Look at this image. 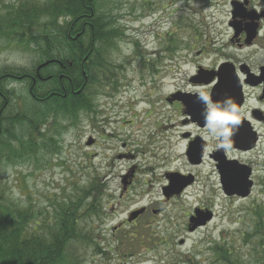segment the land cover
<instances>
[{
    "label": "rangeland",
    "instance_id": "374dc122",
    "mask_svg": "<svg viewBox=\"0 0 264 264\" xmlns=\"http://www.w3.org/2000/svg\"><path fill=\"white\" fill-rule=\"evenodd\" d=\"M97 1L103 2L108 22L123 34L113 37L117 50L109 53L107 76L113 77L115 90L97 87L89 110L78 109L73 118L48 119L45 107L26 110V87L12 86L18 93L15 104L37 123L39 140H32L35 146L21 159H0L5 197L21 205L31 203L35 213L44 214L42 222L52 226L54 216L48 213H56L54 206L68 198L83 201L82 190L93 184L87 200L93 205L82 213L78 227L92 228L98 250L90 253L91 245L76 242L75 253L83 255L84 264H220L222 257L230 259L225 264H263L264 130L258 131L260 143L246 157L254 172L251 195L228 198L209 161L200 166L186 161L183 136L195 128L183 127V107L171 96L192 91L187 86L196 73L192 70L212 69L218 61L219 0ZM17 2L0 0V19L3 10ZM134 43L138 55L132 53ZM23 55L0 53V71L5 66L27 67ZM253 57L257 64L264 63V57ZM28 129V124L10 126L11 136L27 147ZM5 130H0V142L9 147L3 150L15 151L16 142L2 135ZM169 173L195 180L182 197L171 201L162 198ZM135 210L143 212L129 223ZM206 210L213 219L189 232L190 215Z\"/></svg>",
    "mask_w": 264,
    "mask_h": 264
},
{
    "label": "trees",
    "instance_id": "16d2710c",
    "mask_svg": "<svg viewBox=\"0 0 264 264\" xmlns=\"http://www.w3.org/2000/svg\"><path fill=\"white\" fill-rule=\"evenodd\" d=\"M105 11L103 2L97 0H18L16 6L3 10L0 53H24L28 65L5 66L0 71V130L6 129L2 135L7 134L9 142H16L15 151L3 150L9 146L0 142L1 160L23 158L29 154L28 147L35 146L32 140H39L37 123L15 104L18 93L12 86L26 87L25 100L30 101L26 110L39 112L45 107L48 119L53 115L73 118L78 109L89 110L97 87L115 90L113 77L107 76L112 63L109 53L117 50L113 37L123 34L108 22ZM43 21L48 24L41 26ZM138 51L134 43L132 53L138 55ZM23 124L29 127L27 147L11 136L10 126L17 128ZM1 169L0 163V173ZM93 189L91 184L82 190L86 198L79 203L69 202L68 198L62 206H54L57 214L48 213L55 220L51 226L50 222H42L44 214L35 213L31 203L21 205L5 197L0 180V264H84L83 255L80 258L75 253L76 242L91 245L90 253L98 250L92 228L78 227L82 213L93 205L87 201ZM220 261L225 264L230 259L222 257Z\"/></svg>",
    "mask_w": 264,
    "mask_h": 264
},
{
    "label": "flooded vegetation",
    "instance_id": "af4514ba",
    "mask_svg": "<svg viewBox=\"0 0 264 264\" xmlns=\"http://www.w3.org/2000/svg\"><path fill=\"white\" fill-rule=\"evenodd\" d=\"M218 6L221 18V40L217 48L219 58L212 69H207V71H213L209 75L212 76V81L209 84H193L190 80H187V86L197 89L198 92L204 91L208 95L212 92L211 95L215 101L222 100L226 96L232 97L238 106L245 109V115L241 117L242 124L239 129L244 128L246 130L251 126L254 130H264V63L257 64L253 57L260 59L264 57V0H219ZM257 7L260 8V11L256 10ZM227 49L231 52L230 54L227 53ZM175 103L181 105L180 109L183 107L180 101L176 100ZM186 112L188 115L183 121V127L195 128L193 133L187 131L183 136V140L187 141L186 150L197 138L201 139V144L203 139V161L201 165L206 163V161L212 164L213 172L217 175L218 184H220L221 188V181L225 177L226 172L223 169H219L218 165L220 166L221 164L218 158L226 155L228 160L237 159L238 162H244L241 157L247 154H243L240 152L241 150L236 149L225 151L214 148L212 152H207L206 147L209 141L203 138V129L199 127L197 122L193 121V119L198 118V112H191L188 108ZM244 163L250 167L252 166L251 161H245ZM221 190L223 194V189L221 188ZM181 195L174 197L172 195L168 201H171V198H180L182 197ZM227 197L240 199L236 194ZM193 214L195 215L192 216ZM210 214H208V210L204 214L194 211L190 215L188 222L192 219L193 224L199 223ZM207 224H209V221L197 228L204 227ZM177 246L174 245L175 248ZM218 263L222 264L220 258Z\"/></svg>",
    "mask_w": 264,
    "mask_h": 264
},
{
    "label": "water",
    "instance_id": "95a60500",
    "mask_svg": "<svg viewBox=\"0 0 264 264\" xmlns=\"http://www.w3.org/2000/svg\"><path fill=\"white\" fill-rule=\"evenodd\" d=\"M203 74L205 76L202 79ZM210 74L211 72L209 71H204V70L199 69L198 75L196 78L201 79V80H198L199 83L207 84L210 81H212V78H211L212 76H209ZM208 76L210 80L205 81ZM196 78L194 77V79ZM194 79H191L193 83L196 82V81H193ZM187 98L189 99V97ZM192 100L194 102L199 103L200 108H201V114L203 116L204 105L197 99V97H193ZM200 121H197V122L200 126L203 127L204 126V116H203V119L202 118L200 119ZM256 141L257 139L254 133L248 132L242 128L236 133L234 137H232L231 143H232V147H236L238 149L247 151V150H251L254 148ZM203 147H204L203 143L201 144L198 140H196V142H194L193 144L189 146L186 155L191 164L197 165L201 162ZM218 159H219V163L221 164L220 166L218 165L219 169H223L226 172L225 177L221 181L225 194L228 196L236 194L242 198L247 197L249 195L250 188L252 187V182H250L249 180V176L251 173L249 172L250 169L243 165H236L235 163L228 162V161L226 162V160H224L223 157H219ZM229 166H233V167H229ZM167 176H169V185L167 188H165V190L173 189L175 190L176 193H179L181 190H183L185 187H187L189 184L192 183L191 179L188 180V178H191V177L185 178L188 181L186 180V182H183L180 179L173 178L174 177L173 174H170ZM166 195L167 194H165V196ZM141 212L142 210L131 213L129 221L136 219L137 215H139ZM208 220H210V216H208L205 219V221H208ZM190 222H192V219L190 220ZM194 228L195 227L192 226L190 230H193Z\"/></svg>",
    "mask_w": 264,
    "mask_h": 264
},
{
    "label": "clouds",
    "instance_id": "9594fccd",
    "mask_svg": "<svg viewBox=\"0 0 264 264\" xmlns=\"http://www.w3.org/2000/svg\"><path fill=\"white\" fill-rule=\"evenodd\" d=\"M256 10L260 11V8L257 7ZM194 73L195 69L192 70V74ZM197 99L204 105L202 136L209 141L206 151L212 152L214 148L230 150L232 137L239 131L245 109L238 106L230 96L224 97L223 100L213 101L204 91H199Z\"/></svg>",
    "mask_w": 264,
    "mask_h": 264
}]
</instances>
